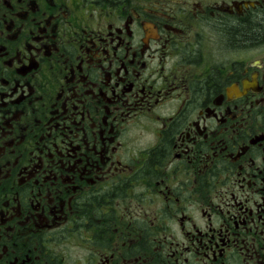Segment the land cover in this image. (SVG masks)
Listing matches in <instances>:
<instances>
[{"label": "flooded vegetation", "instance_id": "1", "mask_svg": "<svg viewBox=\"0 0 264 264\" xmlns=\"http://www.w3.org/2000/svg\"><path fill=\"white\" fill-rule=\"evenodd\" d=\"M263 20L0 0V264H264Z\"/></svg>", "mask_w": 264, "mask_h": 264}, {"label": "trees", "instance_id": "2", "mask_svg": "<svg viewBox=\"0 0 264 264\" xmlns=\"http://www.w3.org/2000/svg\"><path fill=\"white\" fill-rule=\"evenodd\" d=\"M246 36H253L254 40H259L264 36V20L260 21L256 25H252L251 27H246L245 31L243 32ZM242 33H239L237 36L241 37Z\"/></svg>", "mask_w": 264, "mask_h": 264}]
</instances>
